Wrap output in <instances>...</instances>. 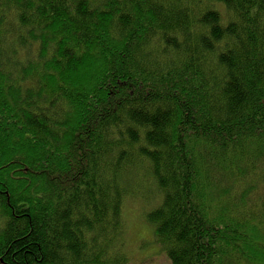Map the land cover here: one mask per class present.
<instances>
[{
    "label": "trees",
    "instance_id": "trees-1",
    "mask_svg": "<svg viewBox=\"0 0 264 264\" xmlns=\"http://www.w3.org/2000/svg\"><path fill=\"white\" fill-rule=\"evenodd\" d=\"M139 193L168 263L264 264V0H0V264H126Z\"/></svg>",
    "mask_w": 264,
    "mask_h": 264
},
{
    "label": "rangeland",
    "instance_id": "rangeland-1",
    "mask_svg": "<svg viewBox=\"0 0 264 264\" xmlns=\"http://www.w3.org/2000/svg\"><path fill=\"white\" fill-rule=\"evenodd\" d=\"M148 200L142 199L141 193L125 199L122 219L123 235H126L127 243L124 254H128L126 264H170L153 242L150 225L143 220L147 209L153 206Z\"/></svg>",
    "mask_w": 264,
    "mask_h": 264
}]
</instances>
